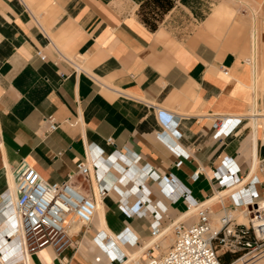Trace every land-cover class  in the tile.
I'll return each instance as SVG.
<instances>
[{
    "label": "crops",
    "instance_id": "1",
    "mask_svg": "<svg viewBox=\"0 0 264 264\" xmlns=\"http://www.w3.org/2000/svg\"><path fill=\"white\" fill-rule=\"evenodd\" d=\"M144 1L0 0V264H140L157 250H142L155 214L244 211L236 189L220 195L213 172L226 163L264 198V0H171L155 29ZM217 115L241 120L216 137ZM87 160L90 175L70 182L107 189L93 221L71 223L61 251L26 253L10 234L14 171L26 163L60 183Z\"/></svg>",
    "mask_w": 264,
    "mask_h": 264
},
{
    "label": "built area",
    "instance_id": "2",
    "mask_svg": "<svg viewBox=\"0 0 264 264\" xmlns=\"http://www.w3.org/2000/svg\"><path fill=\"white\" fill-rule=\"evenodd\" d=\"M42 58L45 56L41 55ZM228 74V70L223 71ZM261 116H264V108ZM241 116H212V127L215 136L230 132ZM48 132L57 129L58 124L53 116L43 119ZM92 163L89 160L78 162L76 169L69 173L67 179L60 183L47 182L31 165L22 163L13 173V183L16 197L13 203V224L10 234L15 241H20L25 252H36L41 248L51 246L61 251L70 245L71 217L75 216L82 226H88L93 221L98 200L107 194V189L97 185L94 195L83 194L71 184L77 174L88 177ZM94 164V163H93ZM264 170V163H259ZM199 170L191 175L192 180L199 177ZM154 175L153 172L150 173ZM213 175L222 188H235L244 205L248 223H239L232 214L234 210L224 211L219 217L218 226H214L206 202L189 204L190 210L180 218L162 224V215L155 214L151 223L153 248L159 251L157 255L148 252L145 264H223L217 246L225 247L226 251L243 255L264 248V198H259L254 187L258 183L256 176H249L247 182L239 174L238 168L227 163L217 167ZM93 191V188H92ZM185 197L188 193L182 192ZM170 199L178 196L168 193ZM8 194H4V203L10 204ZM138 214L146 213V209ZM192 214L193 222L188 221ZM17 223V226L15 225ZM172 233L173 243L167 250H162L161 241ZM150 249L152 246L149 247ZM19 258L21 255L19 254ZM16 259H10L12 264Z\"/></svg>",
    "mask_w": 264,
    "mask_h": 264
},
{
    "label": "rangeland",
    "instance_id": "3",
    "mask_svg": "<svg viewBox=\"0 0 264 264\" xmlns=\"http://www.w3.org/2000/svg\"><path fill=\"white\" fill-rule=\"evenodd\" d=\"M222 214H223V212L221 214H219L218 216L213 217L214 226H218L219 217ZM233 215L235 218H237V216H239V213H236ZM173 238H174V236L170 232L167 235V237L163 241H161L162 250H167L169 248V246H171V244L173 243ZM150 239L151 238H149L147 240V242ZM152 247H153V245H152ZM217 250L221 256L222 261H224V262L229 261L228 262L229 264H232L234 262H235L234 264H264V248H262V250L253 251V252L247 253L245 255H243L242 253L233 254L229 251H226L225 247H222V246H217ZM159 251H161V250H158V249L155 250V255H157L159 253ZM146 258H147L146 254H143L140 264H145Z\"/></svg>",
    "mask_w": 264,
    "mask_h": 264
},
{
    "label": "trees",
    "instance_id": "4",
    "mask_svg": "<svg viewBox=\"0 0 264 264\" xmlns=\"http://www.w3.org/2000/svg\"><path fill=\"white\" fill-rule=\"evenodd\" d=\"M171 4V0H145L141 4L138 14L148 27L155 29L160 20L157 16V8L159 7L161 13H163L171 6ZM222 262L223 264H229V261Z\"/></svg>",
    "mask_w": 264,
    "mask_h": 264
},
{
    "label": "bare ground",
    "instance_id": "5",
    "mask_svg": "<svg viewBox=\"0 0 264 264\" xmlns=\"http://www.w3.org/2000/svg\"><path fill=\"white\" fill-rule=\"evenodd\" d=\"M237 187V185H233V186H231L228 190H226V191H223V192H221V194L220 195H222L224 192H230L231 190H234L235 188ZM14 200V199H13ZM234 214V213H233ZM239 218L242 220V222H239V223H243L244 222V224H247L248 223V217L245 215V212L243 211V212H241V213H239ZM241 220H239V221H241ZM71 222H72V226H73V229L75 230V231H78V230H80V228H81V224L77 221V219H76V217L75 216H73V217H71ZM246 222V223H245ZM126 234V233H125ZM125 234H123L122 236H119V238L121 239V240H123L124 242L125 241H127V242H129L130 243V241L128 240L129 238V235H126L127 237L125 238ZM14 238V237H13ZM130 239H132V236L130 237ZM12 241H13V239H12ZM136 239L134 240V242H132V243H136ZM153 242H154V239H152V237H151V239L148 241V242H145L143 245H142V250L144 251L146 248H148V247H150V246H152L153 245ZM136 255H133L132 257H135ZM140 262V261H139ZM128 263V262H127ZM235 263V262H234ZM234 263H232V264H234Z\"/></svg>",
    "mask_w": 264,
    "mask_h": 264
}]
</instances>
